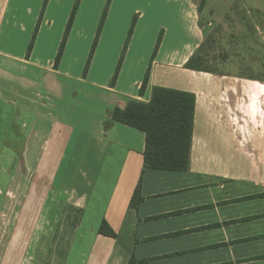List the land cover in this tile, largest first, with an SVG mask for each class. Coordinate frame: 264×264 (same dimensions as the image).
Instances as JSON below:
<instances>
[{
  "label": "crops",
  "instance_id": "crops-1",
  "mask_svg": "<svg viewBox=\"0 0 264 264\" xmlns=\"http://www.w3.org/2000/svg\"><path fill=\"white\" fill-rule=\"evenodd\" d=\"M11 2L0 0V28L11 23ZM201 13L192 12L195 21ZM19 16L26 23L21 52H13L11 32L0 44V104L30 121L23 126L27 143L36 139L46 148L64 142L57 175L70 176L66 204L85 215L68 264H264V81L186 69L204 37L180 55L161 57L160 47L141 79L121 87L87 78L92 94L78 106L70 82L77 75L44 71L58 42L47 37L40 44L41 62L35 53L27 56L40 12ZM49 19L43 17L40 34L52 33ZM153 87L195 97L185 172L145 169L144 136L111 120V111L130 99L148 102ZM136 189L139 200L132 205ZM102 221L114 239L98 234Z\"/></svg>",
  "mask_w": 264,
  "mask_h": 264
},
{
  "label": "rangeland",
  "instance_id": "rangeland-1",
  "mask_svg": "<svg viewBox=\"0 0 264 264\" xmlns=\"http://www.w3.org/2000/svg\"><path fill=\"white\" fill-rule=\"evenodd\" d=\"M75 3L12 0V20L0 28V44L11 32V48L20 53L26 23L19 14L42 12L41 21H55L52 33L40 34L39 25L27 41L33 40L30 56L35 53L34 61L41 62L40 44L50 37L58 48ZM192 12L203 13L195 21ZM204 37L196 60L200 67L264 81V0H80L60 63L55 67L52 60L44 71L61 68L77 75L70 82L79 106L92 94L87 78L109 87L120 64L113 87H121L141 79L160 47L161 57L180 55ZM25 121L30 122L21 112L0 104V264H68L75 230L85 215L66 204L70 176L57 175L64 142L46 148L36 139L27 143ZM43 153L46 159H39Z\"/></svg>",
  "mask_w": 264,
  "mask_h": 264
},
{
  "label": "trees",
  "instance_id": "trees-1",
  "mask_svg": "<svg viewBox=\"0 0 264 264\" xmlns=\"http://www.w3.org/2000/svg\"><path fill=\"white\" fill-rule=\"evenodd\" d=\"M79 1L76 0L71 10L62 42L54 60L55 67L58 66L63 56L65 43L75 19ZM204 3L205 0H202V4ZM105 15L106 13L103 14L102 19L105 18ZM41 18L42 12L36 24L33 39L37 34ZM100 24H102V21ZM129 35H131V32ZM32 45L33 40L29 45L27 56L33 50ZM197 59L198 57L192 58L185 66L186 69L198 72L205 71L206 69L204 70L197 63ZM119 69L120 64L116 68L110 87H113ZM148 72L144 76L138 90V97L140 98L144 96L149 81ZM209 72L212 73L211 71ZM194 106L195 97L191 93L153 87L148 102L130 99L124 109L114 108L110 113V117L113 122L134 129L144 136L143 162L145 169L185 172L189 166ZM138 190L136 189L134 193L132 205L139 200ZM98 234L113 239L116 237L105 221L100 224ZM133 263V261H130L128 264Z\"/></svg>",
  "mask_w": 264,
  "mask_h": 264
}]
</instances>
